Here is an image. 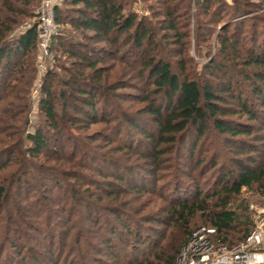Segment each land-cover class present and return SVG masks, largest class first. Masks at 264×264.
<instances>
[{
	"label": "trees",
	"instance_id": "trees-1",
	"mask_svg": "<svg viewBox=\"0 0 264 264\" xmlns=\"http://www.w3.org/2000/svg\"><path fill=\"white\" fill-rule=\"evenodd\" d=\"M40 1L0 0V101L6 102L0 109V155L6 156L0 162V172L13 167L0 176V216H3L0 258L4 245L8 244L11 253L18 255L16 263L24 264L23 251H34L30 241L36 240L38 233L43 236L41 241L47 242L49 263L60 264L62 252L54 257L52 251L55 238L60 237L59 243L67 244L63 236L69 235L76 217L80 225L72 243L78 245L81 240H88L90 237L82 234V225L84 222L97 225L100 211L114 215L121 225L120 229L111 225L108 236L93 238L112 259L118 257L112 235L124 244L122 231H125L135 239V245L141 244L139 233L136 237L131 226L133 221L123 219L122 215L133 217L124 199L129 196L139 199L145 194L146 179L132 175L134 169L126 160L135 156L146 163L145 174L155 176L157 169L169 165L164 156L172 145L176 156L181 153L190 129L197 135L190 152L206 129H213L223 143L212 153L214 165L225 166V162L218 160L224 155V147H228L235 153L229 160L234 170L226 172L211 194L199 189L193 197L187 194L185 200L172 205L169 215L188 237L190 218L197 212L205 213L209 225L221 236L220 241L233 245V234L240 226L235 210L231 209L233 198L242 187H255L264 199V155L248 139H263L264 46L246 48L245 57H241L240 32L223 28L220 55L244 61L245 68L239 77L251 89L249 95L243 96L241 91H234L238 85L233 86V79L225 78L228 70L223 62L211 60L206 71L207 76L224 83L202 82L187 72L183 64L179 72H174L171 62L162 56L159 32L135 13L126 11V0H63V7L53 8L57 33L51 40V50L60 51L68 65L63 64L59 73L46 72L38 100L39 124L29 131L27 94L35 72L36 27L32 25L18 35L11 34L27 19L37 17ZM159 1L164 6L158 13L162 17L158 25L163 31L162 40L177 47L171 54L181 55L184 36L177 27L176 8L171 4L174 0ZM232 1L237 5L232 9L236 14L247 11L242 8L245 2ZM193 2L208 11L219 0ZM109 58L112 62L106 64ZM126 62L139 67V77L146 85L137 100L144 106L131 105L132 110L121 106L122 102L134 99L124 92L127 82L121 75L112 80L115 65ZM227 94L237 104L233 112L245 115L246 123L221 117L227 113L223 111L225 100L221 96ZM97 124L102 125L99 130L87 132ZM116 154L129 159L120 164L122 159ZM39 155H44V160L32 162ZM154 191L150 192L155 194ZM213 199L215 202L210 205ZM54 215L62 217L68 228L59 229L56 219L54 226ZM242 223V230H238L240 241L253 226L250 220ZM91 242L89 249L99 247ZM152 243L150 252L130 253L127 264H177V249L167 252L164 247L159 249L158 242ZM35 245L41 247V242ZM31 257L42 264L35 253Z\"/></svg>",
	"mask_w": 264,
	"mask_h": 264
},
{
	"label": "rangeland",
	"instance_id": "rangeland-1",
	"mask_svg": "<svg viewBox=\"0 0 264 264\" xmlns=\"http://www.w3.org/2000/svg\"><path fill=\"white\" fill-rule=\"evenodd\" d=\"M63 0H58L55 6L63 7L61 4ZM245 2L242 6L243 9L247 10L244 14H236L232 9H234L236 4H233L232 0H219V2L214 3V7H211L208 11H204L203 8H198L197 4L193 0H174L173 8H176V19L178 30L183 33V53L181 55L171 54L173 48L172 44L168 42H163L162 40V29H159V24L161 23V18L159 12L164 6L159 0H126V11L129 10L136 14L140 19H144L147 25L151 28H155L159 33L157 39L161 43L162 56L167 58L171 64L174 72H179L181 70V65L183 64L187 72H190L198 80L204 81L209 80L212 84L224 83L223 80L216 81L214 77L207 76L206 66L210 64L211 60L214 62H223L226 69L227 76L226 79L232 78V84L235 87L234 91L243 93V96L249 95L250 87H246V83L243 81L242 77H239V73L244 70V61H239L238 58H232V56L225 57L220 55V41L224 37L223 28L228 27L229 31L240 32L238 37L240 41H243L241 57L244 56L243 52L246 48L257 49L259 46H264V0H240ZM237 6V5H236ZM222 9L224 11H222ZM37 18H30L26 20V23L19 25L13 31L12 35H18L20 32L26 30L29 26L35 25ZM167 43V44H166ZM172 46V47H171ZM245 57V56H244ZM39 54L36 51L35 61H34V77L31 80L30 86L28 87V99L30 104L29 113L26 119V125L28 130L32 131L33 127L39 124V112H38V100L41 96V85L43 84L44 76L48 70H54L60 72L62 65H68L66 57L61 54L60 51H52L51 43L46 60H42L45 65V69H39L38 60ZM221 60V61H219ZM112 62V59H108L106 64ZM131 62V61H130ZM139 67L137 65H131L129 62L115 65L114 74H112V80L115 78L123 76L122 79L128 84V87L124 89L129 96L134 97L132 101L128 100L121 103L122 108L131 109V105L135 108L144 106L142 103H137V100L142 97V92L146 89L144 84V79L139 77ZM110 79V81H112ZM225 80V82H228ZM235 92V94H236ZM221 98L225 100L222 105L224 106L223 111L227 113L221 117L240 120L246 123L247 117L245 115L239 116L238 113H234L233 110H237V104L231 98V96L222 95ZM5 100L0 101V109L5 104ZM129 109V110H130ZM132 110V109H131ZM258 126V125H256ZM102 127L101 124L91 126L87 132L92 133L94 130H99ZM134 132V131H132ZM190 133L185 139L183 149L179 155H175L174 146L172 145L171 151L164 156L166 159V167L162 169H157L155 176L147 175L146 163L142 160H136L135 156L131 157V160L127 156L122 157L121 154H116L119 163H124L125 160L127 165L133 167L134 171L132 173L144 177V181L147 192L141 194V197L137 199L135 196L127 197L128 208L130 213L134 210L137 211L132 218H126L122 215L123 219H127L131 222V226L142 239L141 244L135 245V239H133L130 233H125L122 231V237H124L125 243L117 239L116 236L112 235V242L116 244V251L118 255L117 259H112L109 253L104 251V247L100 243H96V236L106 235L108 236L107 230L111 228V225H115V228L120 229L121 225L116 217L110 213L105 214L104 211L99 212V223L97 225H91L84 222L82 227L85 234L90 238L88 240H81L78 245L73 244L72 237H74L78 230V225L80 221L73 217L74 226L67 237L63 236V242L67 243L63 245L59 243V238L56 237L53 242V255L54 257H59L60 264H127L130 262V253L137 255L143 252H150L153 248V241L158 242L159 249L164 247L165 250L169 252L170 250L177 249L178 254L176 257L177 264H207L210 260L216 261L223 250H229L234 245L241 243L238 239L240 236L238 230H242V221H251L252 225L250 228L258 223L260 216L264 212L263 204L264 199L255 191V187L246 188L242 187L240 193L233 198L231 202V209L235 210L238 216L240 226L236 227L234 232V244L228 245V243H222L220 237L216 235V232H211L209 230L213 229L209 225V219L204 216L201 212L194 214L189 220L191 234L187 237L182 229L174 224V220L171 219L170 208L176 202L183 201L188 196L193 197L197 189L207 194H211L215 191L217 184L220 182L221 178L226 176V172L234 170L229 160L235 153H232L228 147H224V155L218 162H225V166L214 165L212 159V153L217 151L218 146L223 147L221 138L218 136L217 132L213 129H209L204 132V135L200 137L197 147L190 152L192 143L197 141L196 131L190 129ZM264 132V131H263ZM135 133V132H134ZM132 133V134H134ZM262 141H253L252 137H249V141L256 146L262 155H264V133L262 135ZM68 148L65 149L67 151ZM68 152V151H67ZM233 154V155H232ZM6 156L0 155V162H3ZM125 159V160H124ZM44 160V155H39L38 159L34 158L32 162L39 163ZM169 166V167H167ZM13 167H7L1 170L0 176L7 174ZM131 174V173H130ZM145 174V175H144ZM131 175V176H132ZM155 190V194L150 191ZM38 193V192H36ZM33 193L32 196H35ZM186 197V198H185ZM215 202V199L210 201V205ZM117 203V202H116ZM127 209V208H126ZM136 214V215H135ZM129 216V215H128ZM55 219L58 220L57 227L59 229L68 226L63 222L62 217H57L54 215L53 225L55 226ZM131 219V220H130ZM151 219V221H149ZM134 220L137 224L134 223ZM128 221V222H129ZM130 223V222H129ZM3 229V216H0V234ZM58 229V230H59ZM139 232H138V231ZM58 232V231H57ZM110 236V234H109ZM36 240L30 241L33 245V252L23 251L25 256L24 264H39L35 263L31 255L35 253L42 264H50L49 257L46 252V241H41L43 236L36 233ZM187 237V238H186ZM0 236V240H1ZM92 238V239H91ZM230 239V237H228ZM71 240V242L69 241ZM92 241V242H91ZM36 242H41V247H35ZM70 242V244H68ZM95 244L99 247L97 249L88 248L89 243ZM208 242V243H207ZM39 244V243H37ZM69 245V246H68ZM73 245L74 250L71 251V246ZM208 247V249H207ZM99 248V249H98ZM101 248V249H100ZM8 244L4 245L2 255L0 258V264H17L18 255L12 254ZM259 251L264 250V246L261 245ZM115 251V252H116ZM88 252V254H87ZM203 254L201 258L199 254ZM207 254L209 255L207 258ZM13 256V257H12ZM12 259V260H11ZM116 262V263H115Z\"/></svg>",
	"mask_w": 264,
	"mask_h": 264
},
{
	"label": "built area",
	"instance_id": "built-area-1",
	"mask_svg": "<svg viewBox=\"0 0 264 264\" xmlns=\"http://www.w3.org/2000/svg\"><path fill=\"white\" fill-rule=\"evenodd\" d=\"M57 1L41 0L37 8V22L34 26L36 27L37 35L39 69H45L42 60L47 59L51 40L57 33V25L53 11ZM209 231L214 232V229ZM261 245L264 246V212L260 216L258 223L251 229L241 243L234 245L229 250L224 249L219 259H216V261L210 260L207 264H264V250L259 251L260 249H257ZM199 255L201 258L203 257L202 253ZM208 256L207 254V258Z\"/></svg>",
	"mask_w": 264,
	"mask_h": 264
}]
</instances>
